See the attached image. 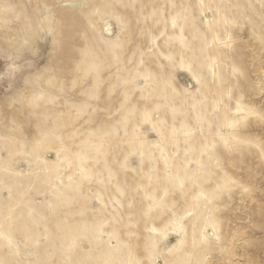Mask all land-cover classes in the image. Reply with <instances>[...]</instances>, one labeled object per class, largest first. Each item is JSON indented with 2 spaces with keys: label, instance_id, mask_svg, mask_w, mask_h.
Returning a JSON list of instances; mask_svg holds the SVG:
<instances>
[{
  "label": "rangeland",
  "instance_id": "obj_1",
  "mask_svg": "<svg viewBox=\"0 0 264 264\" xmlns=\"http://www.w3.org/2000/svg\"><path fill=\"white\" fill-rule=\"evenodd\" d=\"M0 264H264V0H0Z\"/></svg>",
  "mask_w": 264,
  "mask_h": 264
},
{
  "label": "bare ground",
  "instance_id": "obj_2",
  "mask_svg": "<svg viewBox=\"0 0 264 264\" xmlns=\"http://www.w3.org/2000/svg\"><path fill=\"white\" fill-rule=\"evenodd\" d=\"M227 135V134H226ZM221 257V256H220Z\"/></svg>",
  "mask_w": 264,
  "mask_h": 264
}]
</instances>
